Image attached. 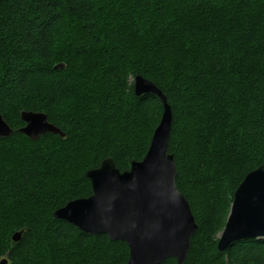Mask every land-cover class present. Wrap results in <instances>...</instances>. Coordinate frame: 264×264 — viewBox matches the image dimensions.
Instances as JSON below:
<instances>
[{
  "label": "trees",
  "instance_id": "16d2710c",
  "mask_svg": "<svg viewBox=\"0 0 264 264\" xmlns=\"http://www.w3.org/2000/svg\"><path fill=\"white\" fill-rule=\"evenodd\" d=\"M138 75L173 111L169 150L198 224L184 264H264V238L218 247L235 191L264 165V0H0V113L14 129L0 137V262L127 264L126 242L54 212L92 194L86 173L106 158L123 171L145 157L163 103L135 93ZM24 110L65 136L30 139Z\"/></svg>",
  "mask_w": 264,
  "mask_h": 264
},
{
  "label": "water",
  "instance_id": "95a60500",
  "mask_svg": "<svg viewBox=\"0 0 264 264\" xmlns=\"http://www.w3.org/2000/svg\"><path fill=\"white\" fill-rule=\"evenodd\" d=\"M135 93L157 94L164 105L145 157L124 171L112 157L106 158L86 174L92 194L68 202L54 216L86 233L128 242V264H161L173 256L177 264H184L198 225L189 201L177 186V163L169 150L172 107L164 92L141 76L136 78ZM22 119L26 125L20 131L34 141L47 133L65 136L46 113L23 112ZM12 133L0 114V136ZM22 233L17 232L14 240L19 241ZM256 238H264V165L248 173L236 190L218 247L224 252L236 241Z\"/></svg>",
  "mask_w": 264,
  "mask_h": 264
},
{
  "label": "bare ground",
  "instance_id": "6f19581e",
  "mask_svg": "<svg viewBox=\"0 0 264 264\" xmlns=\"http://www.w3.org/2000/svg\"><path fill=\"white\" fill-rule=\"evenodd\" d=\"M138 76H141V77L145 78V77L142 76V75H138ZM138 76L134 77V79H133L134 89H135V85H136V78H137ZM145 79H147V78H145ZM147 80L151 81L150 79H147ZM152 82H153V81H152ZM153 83H154V82H153ZM154 84H155V83H154ZM155 85H156V84H155ZM156 86H157V85H156ZM157 87H158V86H157ZM158 88L160 89V87H158ZM160 90H162V89H160ZM146 94H147V93H146ZM153 94H154V93H153ZM155 95H157V94H155ZM157 96H158V95H157ZM158 97H159V96H158ZM159 98H160V97H159ZM160 100H161V98H160ZM161 101H162V100H161ZM162 103H163V102H162ZM23 112H30V111H26V110H24V111H22V113H23ZM31 112H36V111H31ZM163 112H164V105H163ZM22 113H21V119H22ZM0 114H1V113H0ZM1 115H2V114H1ZM162 115H163V113H162ZM2 116H3V115H2ZM3 118H4V117H3ZM161 119H162V117H161ZM161 119H160V121H161ZM4 120H5V119H4ZM5 121H6V120H5ZM22 121L24 122V126H25V125H26V122H25L23 119H22ZM6 122H7V121H6ZM7 123H8V122H7ZM159 123H160V122H159ZM8 124H9V123H8ZM9 125H10V124H9ZM54 125H55V124H54ZM24 126H22V127H24ZM55 126H56V125H55ZM10 127H11V125H10ZM22 127H20V128L18 129L19 132H21L20 129H21ZM56 127H58V126H56ZM11 128H12V127H11ZM58 128H59V127H58ZM12 129H13V128H12ZM59 129H60V128H59ZM60 130L62 131V129H60ZM13 132H14V129H13ZM62 132H63V131H62ZM21 133H22V132H21ZM63 133H64V132H63ZM12 134H13V133H12ZM12 134H11V135H12ZM52 134H54V133H52ZM64 135H65V133H64ZM0 137H3V136H0ZM3 138H6V137H3ZM258 168H259V167H258ZM255 170H256V169H255ZM123 171H124V170H123ZM253 171H254V170H253ZM87 172H88V171H87ZM251 172H252V171H251ZM86 174H87V173H86ZM246 176H247V175H246ZM244 179H245V178H244ZM244 179H243V180H244ZM89 180H90V179H89ZM241 183H242V182H241ZM241 183H240V184H241ZM238 187H239V186H238ZM237 189H238V188H237ZM235 192H236V191H235ZM234 195H235V193H234ZM233 202H234V198H233ZM233 202H232V205H233ZM231 209H232V206H231ZM230 213H231V210H230ZM229 215H230V214H229ZM228 219H229V216H228ZM228 219H227V221H228ZM226 224H227V222H226ZM197 225H198V224H197ZM225 227H226V225H225ZM225 227H224V229H225ZM224 229H223V231H224ZM223 231H222V232H223ZM22 232H23V231H22ZM222 232H221V233H222ZM16 233H17V232H16ZM16 233H15V234H16ZM221 233H220V235H219V240H220ZM15 234H14V235H15ZM22 234H23V233H22ZM14 235H13V237H14ZM192 238H193V237H192ZM13 241H14V242H18V241H15L14 238H13ZM236 242H237V241H236ZM126 243L128 244V242H126ZM218 243H219V242H218ZM234 243H235V242H234ZM232 244H233V243H232ZM128 246H129V244H128ZM129 251H130V246H129ZM169 258H172V257H169ZM169 258H167V259H169ZM173 258H175L176 261H177V258H176V257L173 256ZM129 259H130V255H129ZM129 259H128V262H129ZM167 259H166V260H167ZM166 260H165V261H166ZM4 261L7 262L6 264H8V259H7V258H4V259L0 262V264H3ZM165 261H163L161 264H163ZM128 262H127V264H128Z\"/></svg>",
  "mask_w": 264,
  "mask_h": 264
},
{
  "label": "flooded vegetation",
  "instance_id": "af4514ba",
  "mask_svg": "<svg viewBox=\"0 0 264 264\" xmlns=\"http://www.w3.org/2000/svg\"><path fill=\"white\" fill-rule=\"evenodd\" d=\"M7 259H8V258H7ZM9 261H10V260L8 259V263H9Z\"/></svg>",
  "mask_w": 264,
  "mask_h": 264
},
{
  "label": "rangeland",
  "instance_id": "374dc122",
  "mask_svg": "<svg viewBox=\"0 0 264 264\" xmlns=\"http://www.w3.org/2000/svg\"><path fill=\"white\" fill-rule=\"evenodd\" d=\"M133 80V79H132ZM220 235V234H219Z\"/></svg>",
  "mask_w": 264,
  "mask_h": 264
}]
</instances>
